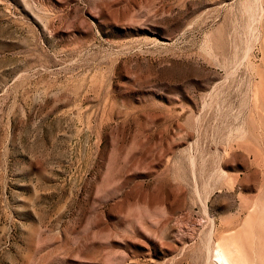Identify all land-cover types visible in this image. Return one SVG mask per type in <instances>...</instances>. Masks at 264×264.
<instances>
[{
    "label": "rangeland",
    "instance_id": "374dc122",
    "mask_svg": "<svg viewBox=\"0 0 264 264\" xmlns=\"http://www.w3.org/2000/svg\"><path fill=\"white\" fill-rule=\"evenodd\" d=\"M264 264V0H0V264Z\"/></svg>",
    "mask_w": 264,
    "mask_h": 264
},
{
    "label": "bare ground",
    "instance_id": "6f19581e",
    "mask_svg": "<svg viewBox=\"0 0 264 264\" xmlns=\"http://www.w3.org/2000/svg\"><path fill=\"white\" fill-rule=\"evenodd\" d=\"M232 255V250L230 251L225 246L219 245L215 249V253L213 256V261L216 262L215 264H239Z\"/></svg>",
    "mask_w": 264,
    "mask_h": 264
}]
</instances>
